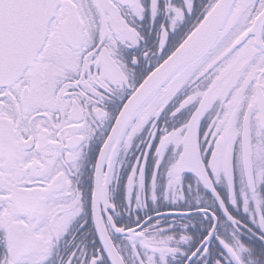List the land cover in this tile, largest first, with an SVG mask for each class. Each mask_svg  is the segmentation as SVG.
<instances>
[{
  "label": "snow or ice",
  "instance_id": "snow-or-ice-1",
  "mask_svg": "<svg viewBox=\"0 0 264 264\" xmlns=\"http://www.w3.org/2000/svg\"><path fill=\"white\" fill-rule=\"evenodd\" d=\"M0 264H264V0H0Z\"/></svg>",
  "mask_w": 264,
  "mask_h": 264
}]
</instances>
